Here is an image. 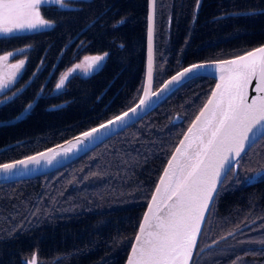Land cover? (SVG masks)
<instances>
[{
	"label": "trees",
	"instance_id": "1",
	"mask_svg": "<svg viewBox=\"0 0 264 264\" xmlns=\"http://www.w3.org/2000/svg\"><path fill=\"white\" fill-rule=\"evenodd\" d=\"M65 3L39 8L48 29L0 37V56L26 53L19 79L3 95L22 90L0 108V121L36 102L20 122L0 126V164L59 144L139 99L148 0ZM196 3L155 0L154 90L186 65L239 56L264 44V12L256 13L264 0H202L195 12ZM247 12L255 13L231 16ZM88 55L106 56L98 72L73 75L55 92L60 76ZM213 85L211 78L193 79L69 165L0 185V264H22L34 253L44 264H124L162 169ZM62 103L66 107L48 111ZM176 115L180 124L172 123ZM263 169L264 136L224 178L199 240L215 246L191 264H264V175L252 185L244 181Z\"/></svg>",
	"mask_w": 264,
	"mask_h": 264
},
{
	"label": "snow or ice",
	"instance_id": "2",
	"mask_svg": "<svg viewBox=\"0 0 264 264\" xmlns=\"http://www.w3.org/2000/svg\"><path fill=\"white\" fill-rule=\"evenodd\" d=\"M45 0H0V21H8L18 18L19 16L34 15L39 24L27 25L28 28L37 26H49L48 22L43 20L40 15L39 7ZM61 3L62 7L66 6L65 0H54ZM199 2V0H198ZM151 21V17H149ZM18 28L24 27L18 24ZM13 28L7 27L5 23H0V33L9 34ZM149 37L151 40V24L149 28ZM11 55V54H10ZM6 59V58H4ZM102 57L92 58L93 63L101 60ZM21 65L23 61L20 62ZM224 64L232 66L233 75L232 89L230 91L227 108L223 107V93L220 92V100H216L221 85H217V90L212 94L205 105V111L214 105L213 116L216 110H219L220 118L218 123L212 129L209 139L206 143L201 144L200 150L196 154L195 162L182 165L177 158L169 161V168L165 169V176L161 177V185H164L165 192H171L176 200L170 205L168 214L164 217L161 224L155 225L153 239L142 240L141 235H137L136 245L133 246V252L139 254L138 264H174L177 258H183V264H187V258L191 254V248L195 243V234L199 231L201 220L204 218L205 209L209 207V202L214 198L217 187V178L221 176V170L225 168L229 161L228 153L239 155L244 149L245 142L250 139L249 134L254 133L258 125L264 123V97L254 98L251 104L246 101L248 97L244 94V87L253 76L258 78V88L264 92V47L249 52L246 56L238 57L235 60L224 61ZM15 65L14 67H19ZM202 67V65H193L192 68L185 69L186 73L192 72L193 69ZM70 73L65 74L60 82L56 85L57 89L61 88L64 80ZM183 76L184 73H180ZM149 77H151V59L149 62ZM176 77H173L175 80ZM223 80V77H221ZM3 85H0L2 87ZM215 101V104H214ZM143 103V101H141ZM205 112L201 113V116ZM117 119H120L117 117ZM201 117H197L200 121ZM109 123H112L111 121ZM211 121L207 126L202 128V132H207L211 127ZM101 127H106L101 125ZM195 127V125H194ZM97 131L96 129L92 130ZM191 132L192 129H189ZM86 137L91 133H85ZM184 145V141H181ZM179 156L186 161L189 159L186 152L181 148L176 150ZM42 155V154H41ZM35 161V157H30ZM38 162V161H36ZM21 164L24 162L21 161ZM5 171L15 167V165L5 164L2 166ZM179 169V175L177 174ZM157 194L161 192V186H157ZM168 196V199H171ZM157 201V196H153V202ZM151 210V206H150ZM149 220V215L145 214V221ZM141 233L145 232V224H141ZM149 227H153L149 225ZM150 236L153 233H149ZM129 264H134L132 258Z\"/></svg>",
	"mask_w": 264,
	"mask_h": 264
},
{
	"label": "water",
	"instance_id": "3",
	"mask_svg": "<svg viewBox=\"0 0 264 264\" xmlns=\"http://www.w3.org/2000/svg\"><path fill=\"white\" fill-rule=\"evenodd\" d=\"M202 0L197 1L196 11L200 8ZM255 12H247V13H239L233 14V16L237 15H248L253 14ZM151 17V21L149 19ZM151 24V40L149 37V28ZM154 29H155V0H148V13H147V35H146V50H145V69H144V79H143V86L142 91L139 96L137 102L130 107L129 109L125 110L124 112L112 117L111 119L105 121L104 123L97 125L83 133H80L60 144L52 146L48 149L40 151L36 154L30 155L28 157L6 163L15 165L14 168L5 171L3 169V165H0V185L7 184L10 182H15L19 180H27L32 179L40 176H44L50 174L60 168H63L70 163L74 162L75 160L79 159L80 157L84 156L109 138L113 137L114 135L118 134L119 132L127 129L131 125L137 123L154 109H156L161 103H163L169 96H171L176 90H178L181 86L186 84L187 82L199 78V77H206L211 78L214 80V86L208 96L207 100L189 124L187 129L184 131L182 137L180 138L178 144L176 145L175 149L173 150L172 154L168 158L166 164L164 165L162 172L156 182V185L153 189V192L148 200V203L145 207V210L142 214L140 222L137 227L136 234L133 238L132 244L130 249L127 253L126 259L124 264H129V259L132 258L134 264H138L139 261V254L133 252V246L136 245L139 249V245L137 243L136 237L137 235H141L142 240H148L154 238V233L156 231L155 225L161 224L163 222L164 217L168 214L170 210V205L176 200V197L172 195L171 192H165L164 185H161V177L165 176V169L169 168V161L173 159L174 155H177L178 160L182 165L190 164L195 162L196 154L200 150L202 141L206 143L210 137L212 129L218 123L220 118L219 110H216L215 116H213V106H210L207 111H205V105L208 103L209 99L212 98V94L214 91L217 90V85H221V89L218 92L216 100H220L221 97L219 95L220 92L223 93V107L227 108L229 93L230 91H234L232 89V81L230 77L233 75L231 69L232 66L224 64V61L235 60L238 57L246 56L249 52H253L254 50L264 47V44L248 51L239 56L230 57L223 60H212V61H202L193 63L190 65L184 66L182 69L177 71L176 73L169 76L156 90H154ZM151 59V77H149V62ZM97 67H99L103 62L104 59L97 61ZM193 65H202V67H198L193 69L192 72L186 73L185 69L192 68ZM180 73H184L183 76H180ZM173 77H176L173 80ZM223 77V80L221 79ZM258 88V78L257 76H253L250 82L245 85L243 91L244 94L248 97L247 103L251 104L254 98L264 97V92H260L257 90ZM143 101V103H141ZM215 104V101H214ZM29 109V108H28ZM27 109V110H28ZM25 110L19 117L15 120L10 122H3L0 125H7L17 122L27 111ZM205 112V115L201 116V113ZM201 117L200 121H197V117ZM119 117L120 119H117ZM112 123H109V122ZM211 121V127L208 128V131L202 132L201 129L206 127L208 122ZM182 119L179 116H175L172 120L173 124H180ZM101 125H105L106 127H101ZM195 125V127H194ZM96 129L97 131L93 132L92 130ZM189 129H192L190 132ZM85 133H91L90 136H85ZM250 139L245 142L244 149L240 152L239 155L235 153H228L229 161L226 164L225 168L221 170V176L217 178V187L214 193V198L210 200L209 207L205 209L204 218L200 222L199 231L195 234V243L191 248V254L187 258V264H191L193 258L195 256V252L197 249V245L210 211V208L213 204L215 196L224 180L228 172L233 168H237V162L239 159L249 150V148L257 142L261 137L264 136V123L258 125L257 128L254 130V133L249 134ZM181 141H184V145H181ZM177 148H181L182 151L186 152L188 155V160L186 161L183 157L177 154ZM42 154V155H41ZM30 157H35V161L30 160ZM23 161L24 163L21 164L20 162ZM38 161V162H36ZM177 174L179 175V169H177ZM264 175V169L260 170L250 176L249 185H252L256 182V180ZM161 186V192L157 194V186ZM157 196V201L153 202V196ZM168 196H171V199H168ZM151 206V210H150ZM145 214L149 215V220L145 221ZM141 224H145V232L141 233ZM152 225L153 227H149ZM242 230V229H241ZM149 233H153L152 236ZM234 235L230 234L221 239V241L230 238ZM214 247V244L209 245L207 248ZM24 264H35V259L33 258L32 261H24ZM174 264H183V258H177L174 261Z\"/></svg>",
	"mask_w": 264,
	"mask_h": 264
},
{
	"label": "rangeland",
	"instance_id": "4",
	"mask_svg": "<svg viewBox=\"0 0 264 264\" xmlns=\"http://www.w3.org/2000/svg\"><path fill=\"white\" fill-rule=\"evenodd\" d=\"M43 5H53V6L61 7V3L54 2V0H45V2H43L40 5V7ZM0 23H5L7 27L13 28V31L9 34L0 33V37H9V36L17 35V34H23V33L33 32V31H40L42 29H45L46 27H49V26H44V27L37 26L36 28H28L27 25L29 23L37 24V25L39 24V21L36 19L34 15L19 16L18 18L11 19L8 21H0ZM18 24H23L24 27L18 28L17 27ZM21 61H23L22 65L20 63ZM25 61H26V53L24 51L23 52H12L11 55L6 54V55L0 56V85H3L2 87H0V92L4 88L12 84L20 76V72L24 68ZM15 65H20V66L17 68V67H14ZM79 71L81 70H79L77 67H74L73 69L70 68L68 71H66L64 74L61 75L60 80L63 77H65V74L70 73L67 76V78L64 80V84H65V82L71 76H73ZM241 231H243V229L240 230V232Z\"/></svg>",
	"mask_w": 264,
	"mask_h": 264
},
{
	"label": "flooded vegetation",
	"instance_id": "5",
	"mask_svg": "<svg viewBox=\"0 0 264 264\" xmlns=\"http://www.w3.org/2000/svg\"><path fill=\"white\" fill-rule=\"evenodd\" d=\"M46 29H48V27H46L45 29H42V30H46ZM42 30H40V31H42ZM15 52H23V50H19V51H15ZM24 52H25V50H24ZM11 53L12 52H9V53H6V54H11ZM6 54H4V55H6ZM97 63H98L97 61L95 63H93V60L90 59V58L82 59L81 61H79L78 63H76L74 66H72V69L74 67H77L79 70H81V71L77 72L74 75H78V76H80L82 78H89V77L93 76L96 72H98V69L102 66V64H101L99 67H97ZM23 69L21 70L20 75H21ZM19 77L12 84H10L9 86H7L6 88H4L0 92V108L3 107L6 103L10 102L13 98H15L20 93V91L22 90V89H17L16 91H14V92H12V93H10L8 95H5V96L3 95L4 93H6V91L10 90L14 86L15 82H17V80L19 79ZM59 80H60V78H59ZM59 80H58V82H59ZM58 82H57V84H58ZM63 88H64V86H62L59 89H57V87H55L54 91L55 92L61 91ZM246 177H249V176H245V178ZM209 245H211V244H203L202 245V244L199 243V245L197 247V251H196L195 258H198L201 254H204L205 252L213 249V247L212 248H207ZM110 257H111V259L115 258L114 252L112 253V256H110ZM33 258L35 259V264H44L43 260H39L38 259L36 253H34L30 257L24 258L22 260V264H24V261H32ZM113 262H114V260H112V263ZM110 264H111V262H110Z\"/></svg>",
	"mask_w": 264,
	"mask_h": 264
},
{
	"label": "bare ground",
	"instance_id": "6",
	"mask_svg": "<svg viewBox=\"0 0 264 264\" xmlns=\"http://www.w3.org/2000/svg\"><path fill=\"white\" fill-rule=\"evenodd\" d=\"M198 1V0H197ZM202 3V2H201ZM196 5H197V3H196ZM201 6V5H200ZM195 12H196V7H195ZM261 13V12H264V9H262V10H259V11H256V13ZM147 13H148V4H147ZM233 14H239V13H233ZM233 14H231V16L232 17H235V16H233ZM248 15H250V14H248ZM237 16H245V15H237ZM222 17H226V16H222ZM146 33H147V31H146ZM147 35V34H146ZM154 40H155V29H154ZM145 50H146V48H145ZM94 57H102V59H104V61H105V59H106V56H103V55H88V56H85V57H83L82 59H85V58H90V59H92V58H94ZM75 65V64H74ZM73 65V66H74ZM71 69H72V67H70ZM69 68V69H70ZM68 69V70H69ZM144 69H145V66H144ZM67 70V71H68ZM64 74V73H63ZM214 86V85H213ZM159 88V87H158ZM213 88V87H212ZM64 90V89H63ZM210 95V94H209ZM35 104H36V102L35 101H33L32 103H30V104H28L23 110H22V112L18 115V116H16L15 118H13V119H11V120H6V121H0V123H3V122H10V121H13V120H15L17 117H19L25 110H27L28 108V110L25 112V114L17 121V122H14V123H12V124H7V125H0V126H9V125H13V124H15V123H18V122H20L23 118H25L28 114H30V112L33 110V108L35 107ZM66 105H67V103H62V104H59V105H56V106H52V107H49L48 108V111H56V110H59V109H61V108H64V107H66ZM109 104H107V106H105L104 107V111H103V114H107L108 113V106ZM107 108V109H106ZM106 112V113H105ZM124 112V111H123ZM177 116V115H176ZM175 117V116H174ZM112 118V117H111ZM111 118H108L107 120H109V119H111ZM182 119V118H181ZM107 120H105V121H107ZM173 120V119H172ZM105 121H103V122H101V123H99V124H97V125H100V124H102V123H104ZM97 125H95V126H97ZM95 126H93V127H95ZM93 127H91V128H93ZM90 128V129H91ZM89 130V129H88ZM85 131H87V130H85ZM124 131V130H123ZM84 132V131H83ZM83 132H81V133H83ZM122 132V131H121ZM120 133V132H119ZM118 133V134H119ZM80 134V133H79ZM78 135V134H77ZM117 135V134H116ZM76 136V135H75ZM115 136V135H114ZM74 137V136H73ZM72 138V137H71ZM70 139V138H69ZM68 140V139H67ZM66 141V140H65ZM64 142V141H63ZM62 143V142H61ZM60 144V143H59ZM57 145V144H56ZM55 146V145H54ZM2 150H0V152H1ZM11 162H13V161H11ZM8 163H10V162H8ZM4 164H6V163H4ZM0 165H3V164H0ZM254 174V173H253ZM251 176V175H250ZM250 176L249 177H246V178H244V181H245V183H247L248 185H249V178H250ZM33 179V178H32ZM27 180H29V179H27ZM19 181H25V180H19ZM19 181H15V182H19ZM10 183H13V182H10ZM7 184H9V183H7ZM2 185V184H1ZM243 229V228H242Z\"/></svg>",
	"mask_w": 264,
	"mask_h": 264
}]
</instances>
